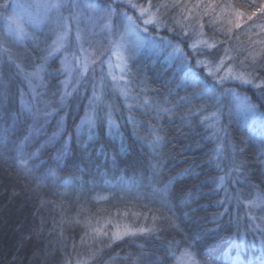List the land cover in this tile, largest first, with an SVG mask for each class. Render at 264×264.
I'll return each instance as SVG.
<instances>
[{
    "label": "trees",
    "instance_id": "trees-1",
    "mask_svg": "<svg viewBox=\"0 0 264 264\" xmlns=\"http://www.w3.org/2000/svg\"><path fill=\"white\" fill-rule=\"evenodd\" d=\"M151 2L174 5L161 9L162 18L182 36L181 42L190 57L188 45L200 37L224 41L218 49L210 51L223 57L224 48L230 49L229 55L236 59L226 64L231 63L235 71L244 70L239 61L247 65L252 56L258 60L264 58V0ZM185 10L195 12L194 22L175 24L172 15ZM182 27L186 36L181 33ZM163 32L170 33L167 27ZM49 41L50 38L42 43L50 46ZM37 50L40 49L28 51L30 55L36 52L35 61L41 64ZM57 68V63L55 68L49 67L45 73L47 88L38 92L37 99L33 100L27 95V85L15 68L9 71L1 64L0 77L10 79V92L7 99L0 102V122L11 125L12 115H19V119L10 136L14 143L0 145L3 153L0 158V264H64L65 258L71 264H77L78 260L87 264H176L186 249L195 254L200 264H231L236 249L229 248L241 232L248 240L242 252V264H247L251 254H260L264 246L261 245L264 210L249 209L243 204L238 207L235 200L228 197L241 189L248 194L244 199H250L257 190H264V155L260 154L264 147V124L256 121L255 135H252L244 123L251 118L239 111L230 99L226 104V99L222 98L220 126L226 129L227 135L221 133V139L227 146L217 167L215 162H209V157L217 147L218 138L212 137V130L201 123L202 116L217 111L216 100L186 86L187 66L140 54L129 64L131 73L135 74L128 76L129 98L108 95L112 100L113 117L120 125L118 133L113 129L109 134L108 127L98 123L95 139L90 141L87 133L80 132L77 141L76 124L81 110H75L73 100L79 98V93L66 101V107H60L59 92H53L62 80ZM197 70L201 78L208 77L204 69ZM260 75L264 77V72ZM214 83L208 77L207 84ZM223 87L250 97L259 105V112L264 113V104L251 91L255 88L252 85L227 82ZM181 97H190V103L180 100ZM145 98L152 105L177 107L171 114L157 118L156 112L144 105ZM22 99L42 110L44 101H50L51 107L46 110L51 112L56 108L58 111L47 121L42 117L33 118L22 111ZM82 99L84 97H80V107L85 104ZM196 108L203 111L188 115L189 109ZM129 115L135 118V130L128 120ZM61 117L65 118L64 132L54 144L46 145L45 142L59 131ZM258 119L262 121L264 116L258 114ZM153 135L163 137L155 151L150 146ZM25 137H30L23 150L25 158L45 146L38 158L29 160L28 166L34 169V175L41 176L49 169L57 172L38 188L34 175L18 164L16 143ZM65 142L66 151L63 150ZM122 142L126 146L124 151H121ZM230 145L244 149L242 154H236V163H245L247 175L238 177L233 172L231 177H226L225 190L217 188L215 180L233 167ZM153 185L157 188L168 185L164 199L171 205V211L162 207L159 195L151 200L135 198L137 186L144 192L151 191ZM153 215L157 217L155 222ZM165 215L172 217L174 223L163 219ZM258 215V220H254ZM216 216L220 219L214 223ZM154 223L158 231L151 235H130L114 241L106 237L94 239L95 233L91 231L92 227H101L111 234L116 228H150ZM216 223L220 224L218 229ZM208 229L213 231L206 233Z\"/></svg>",
    "mask_w": 264,
    "mask_h": 264
},
{
    "label": "snow or ice",
    "instance_id": "snow-or-ice-1",
    "mask_svg": "<svg viewBox=\"0 0 264 264\" xmlns=\"http://www.w3.org/2000/svg\"><path fill=\"white\" fill-rule=\"evenodd\" d=\"M118 2L122 6H126L131 8L132 10L139 13L138 16L129 15L127 11H121L119 13L120 24L113 25L112 18L117 15L116 9L111 5L107 8H99L92 5H85V7H89L93 12H101L103 13V18L107 21L104 28L106 30V38L105 43L100 44L98 47L90 48L91 55L93 59L89 60L84 58L83 60L78 57L74 52H68L65 47L66 37L69 30V20H76L79 22V18L82 14L81 5L76 2V0H72L71 3L68 0H47L46 3L42 5H38V7H43L46 10V15L42 18H37L33 16H29L28 20L25 21L24 18L17 12H13L11 15H4L3 11H0V19L6 24V32L5 35L11 37L14 40L22 41L31 37V33L27 31L25 27L26 23H30L33 25H39L43 23L44 19H47V13L55 11L57 13L56 24L59 29H61L57 35L56 40L49 46L47 49L48 56L53 55L55 52L64 51V68L69 77H72V74L75 73L74 83H72V91L77 92L81 85V81L85 79L87 73L89 72L90 65H97L99 62L100 66V79L91 84V92L92 95L88 98L89 111H86L85 117L82 118L81 124L77 125L76 129V138L77 141L80 139V132L82 128H87L88 139L91 141L95 139L96 136V128L98 123L100 125L107 124L109 129V134H112V130L115 129L118 133L120 125L113 117L112 106L104 103L105 92L109 89V87L114 88L119 91L120 95L124 96L127 100L129 98L130 89L128 88V84L131 83L130 80L126 79V75L134 76V73H131L129 68V61L133 60L139 51L142 49H153L159 50L161 48H170L171 52L169 53V59L175 61L178 65H186L187 72L185 73V83L186 86H190L194 89H198L201 93H205L208 96L212 97L216 100L217 111L212 112L209 116H202L201 123H204L206 127L212 130V137L218 138L217 147L213 150V155L209 157V162H215L216 166L219 167L220 159L223 156L224 152V143L223 139L220 138L221 133L227 135L226 129L220 126L221 121V111L220 108L223 107V99L227 98V96H231L235 101L236 108L243 112L245 116L255 119L256 116L262 115L264 113L259 112V105L253 103L251 98L248 96H241L234 89L224 88L223 85L228 81H239L242 85H252L253 87L260 89L258 98L261 103L264 104V77H261L260 73L264 72V58L257 59L256 56H252L250 62L245 65L244 61H239L241 67L244 68L243 71H235L232 64L228 63L226 65V61H234L236 58L232 55H229L230 49L224 48V56L219 57L217 54L212 53L211 49H218V45H223L224 41H216L209 40L204 38H199L195 40L191 45H189L191 49V57L189 52L184 50V47L177 39L176 42L168 39L167 37H158L153 36L149 32V26L153 28L159 29L167 27L166 22L162 19L161 9H167L174 5L169 4H156L153 5L151 0H148L146 5L134 3L133 0H118ZM18 8H22L23 5H17ZM9 8L7 3L0 4V9L6 11ZM67 9L70 11V16H63L61 10ZM72 9H79L80 11L72 12ZM202 28V26H201ZM168 31H174L172 28H168ZM181 33L183 35H187V32L181 28ZM201 37L203 33L199 34ZM86 37L81 35L79 28L76 31V41L79 45L78 51L85 52L82 46L83 42L86 41ZM105 44L107 46H105ZM0 49L4 51H8V49L3 48V42L0 41ZM108 54L107 66L109 69V75H111V55H115L118 61V66L121 67L122 73L119 78L116 76H111L112 84L109 85L106 82V77L104 74V64L105 60L102 59L105 55ZM203 54L204 58H200ZM209 56H212V59H208ZM247 60L248 57H245ZM11 60V57H10ZM47 60V56L44 57V61ZM15 63V61H13ZM17 71L20 75L23 76L24 81L27 82L30 92L35 95V86L33 84L34 80H42L43 77L41 73L45 71L43 67V62L40 65L35 66L34 71L27 72L19 65L16 64ZM197 69H206L208 73V77H211L215 83L211 86L207 84L208 77L201 78L200 72ZM221 69L224 70V75H220ZM93 73L95 72V67L92 68ZM119 81H124V85L121 86ZM64 85V91L60 93L59 96V105L61 108L66 107V101L69 96L72 95V92L67 90L68 84L70 80H65L61 82ZM222 89V90H221ZM87 90V89H85ZM10 92V79L5 80L0 77V102H3L7 99ZM21 96H23V92H21ZM139 99V97H137ZM180 100L185 103H190V97H181ZM104 105L103 109L100 108V105ZM44 109H40L36 104H28L21 100V108L22 111L27 112L33 118L42 117L45 121L53 115V113L57 112L56 108H52V111L49 112L46 109L51 107L50 101H44ZM144 105H148L153 111L156 112L157 118L161 114H171L175 111L177 105H173L170 108H164L160 105H152L147 98L144 99ZM131 105L129 108L131 109ZM98 109H100L98 111ZM203 111L202 108H196L195 110L189 109L188 115H193L194 112ZM12 120L11 125H6L3 122H0V145H7L9 143H14L11 141L10 136L14 132L15 123L19 119V115H12L10 117ZM129 122L133 124V128L135 130L136 121L132 115L128 116ZM210 121V123H208ZM64 118L61 117L59 121V131L54 133L53 136L46 141V145L54 144L57 138L64 132L63 128ZM155 131V130H154ZM71 139V137H69ZM30 137H25L23 141L16 143L15 151L17 152L18 164L20 167L24 168L28 173L34 175V169L29 168L28 163L29 160L33 158H38L42 149L45 147L42 145L40 148H37L35 152L31 153L27 158H25L24 148L27 145ZM163 141V137L160 135H153L150 146L153 151H155L158 147L161 146ZM232 151L233 158V167L225 174V176H220L216 178L215 183L217 188H225V180L226 177H231L232 173H236L238 177L246 176V165L243 161L236 163V154H242L244 152L243 148H238L235 145H230ZM68 148L67 142L63 145V150L66 151ZM86 150V148H85ZM126 150V146L121 144V151ZM261 155H264V147L261 148ZM3 157V153L0 152V158ZM116 163L115 156H113V164ZM57 172L55 169H49L46 173L41 176H35L34 179L36 181V187H40V185L46 180L49 176L55 177ZM238 182V181H236ZM245 183L248 184V181L245 180ZM255 187L254 185H250ZM128 189L127 191H130ZM168 185H165L163 188H157L154 185L151 188V191L141 192L139 187L136 188V199L143 201L144 199H153L156 196L161 197V205L162 207H167L171 211V205L164 199L167 194ZM245 195L241 189H237L235 193L228 197L229 200L234 199L237 206L245 205L249 209L252 208H261L264 210V190H257L255 195L250 199H244ZM107 199V198H105ZM123 199V198H121ZM147 207V205H144ZM127 215V213H125ZM133 215H136L133 213ZM147 218V217H145ZM163 219L168 221H172V217L163 216ZM157 217L153 215L152 220L155 222ZM220 219L219 216L214 217V223ZM256 219V217H253ZM174 223V221H172ZM91 227L90 222H88ZM220 227L219 223H216V228ZM91 231L95 233V238L97 237H106L108 241H114L118 239H122L124 236H135L138 234H146L151 235L152 233L158 231L155 227V223L150 228L139 227V228H131L125 227L123 230L117 229L114 233H109L104 231L101 227H92ZM213 231L212 229L206 230ZM87 234V233H86ZM83 242V239H82ZM240 242V234L237 233V238L234 243L239 246ZM261 244L264 245V233H262ZM75 247V245H73ZM93 257L95 253L92 254ZM184 257L190 259V264H199L192 252L188 249L183 253ZM64 264H71V261L65 258ZM77 264H87L86 261H77Z\"/></svg>",
    "mask_w": 264,
    "mask_h": 264
},
{
    "label": "rangeland",
    "instance_id": "rangeland-1",
    "mask_svg": "<svg viewBox=\"0 0 264 264\" xmlns=\"http://www.w3.org/2000/svg\"><path fill=\"white\" fill-rule=\"evenodd\" d=\"M46 2H47V0H0V4L7 3L9 5V8L6 11H4L3 9H0V11H3L4 15H11V14H13V12H17L24 18L25 21H27L28 17L30 15L33 17H37V18L44 17L46 15V10L43 7H38V5H42ZM68 2L71 3L72 0H68ZM76 2L81 5L82 14L79 18V22H77L76 20H69L68 21L69 30H68L67 37H66L65 47H66V50L68 52H74L82 60L84 58H87L89 60L93 59V57L91 55L90 48H95V47H98L100 44L105 43L106 30H105L104 26L107 23V21L103 18V13L93 12L89 7H85V5H92V6L99 7V8H107L110 5L112 7H114L116 9L117 15L113 16V18H112L113 25H119L120 24L119 13L121 11H127L129 15H133V16L139 15L138 12L132 10L131 8H128L126 6H122L118 2V0H76ZM133 2L137 3V4H143V5L147 4V2H141L139 0H133ZM17 5H23V7L18 8ZM76 11H80V10L79 9H72V12H76ZM61 12H62L63 16H65V17H68L71 14L70 11L67 9H62ZM47 17L48 18L44 19L43 23H40L39 25H33L30 23H26L25 27L27 28V31L31 33V37L24 39L22 41H17V40L12 39L11 37L6 36L5 35L6 24L3 21V19H0V41L3 42V48L8 49V51H4L3 49H0V73H1V64L2 63L5 64L6 68L9 69V71H10V68L14 67L15 71L18 73L17 68H16V64H19L24 69V71H27V72L34 71L35 66L40 65V64H38L37 61H35V55L37 53L33 52L30 55L28 50L37 49V48L40 49L37 51H40V57L43 61V67H44L45 71L41 73V76L43 77L42 80L37 79V80L33 81V84L35 86V93L38 94V92L47 88V86H46L47 82L45 81V73L47 72L49 67L55 68V64L57 63L58 64V68H57L58 72L57 73H58V75H62L61 82L65 81V80H70V83L68 84L67 90L69 92H72V95L69 96L67 98V100H69V99L72 100L74 98L75 93H77V94L79 93L78 94L79 98L77 96V98L73 100L75 110H81L80 119L76 124V127H77V125L81 124L82 118L85 117L86 111H89V109H88L89 99L88 98L92 95L91 84L100 79L101 71H100L99 62H97V65H95V66L90 65L89 72L87 73L85 79L81 81V85L79 87V90L77 92H73L72 91V83H74V77L76 74L73 73L72 77H69V75L66 73L65 68H64V64L62 63L64 61V51L63 50L58 51V52H55L53 55L48 56L47 49L49 48V45L47 46V45L43 44L44 40H48L50 38L49 42H50V45H52V43L56 40L57 33L61 30L57 27V24H56L57 13L55 11L47 13ZM195 17H196V15H195L194 11H186L185 10V11L179 12L178 14L172 15V20L175 22V24L179 25V24L184 23V22L193 23L195 20ZM162 19L164 20V18H162ZM77 28H79L81 35L87 38L86 41H84L82 44L83 48L87 51H85L83 53L78 51L79 45L76 41ZM164 28H166V27H164ZM164 28L156 29V28H153L152 26H149V32L153 36L167 37L168 39L173 40L174 42H176L177 39H179V42L183 46V44L181 42L182 41L181 35H178L174 31H170V33L164 34V32H163ZM167 28H172V27L167 26ZM199 38L200 37L194 38L189 43V45H191L195 40H197ZM189 45H188V49L190 50V53H191V49H190ZM105 46H107V45L105 44ZM185 49L186 48L184 47V50ZM170 52H171L170 48H161L159 50L142 49L141 51H139L137 53V55L135 57H137L140 54H142V55H153L155 58L160 57L163 59L164 62L171 64L175 61H172L168 58ZM46 56H47V60L44 61V57H46ZM10 57H11V60H10ZM200 57L203 59L204 58L203 54ZM102 59L105 60V64L103 67H104V74L106 77V82L109 85H111L112 84L111 76H116L117 78H119L121 75H124L125 73H122L121 67L118 66V61H117L115 55H111V63L113 65L111 70H110L111 75L108 74L109 73V69L107 66L108 54H106L105 57H103ZM208 59H210V58L208 57ZM13 61H15V63H13ZM130 62H131V60L129 61V64H130ZM93 67H95L94 73L92 71ZM204 71L207 73L206 69H204ZM219 74L224 75V70L221 69ZM21 77H22V81H24L22 75H21ZM126 79H128V75H126ZM52 82H53V80H52ZM228 82H239V81H228ZM24 83L27 85L26 81H24ZM119 83L121 86L124 85V81H119ZM242 86H251V85H242ZM23 89H24L23 92H25V88H23ZM27 89H28V91L26 92L27 95H30L33 100H36L37 95L36 94L33 95L30 92L28 85H27ZM85 89H87V90H85ZM63 91H64V85L62 83H60V87H58V88L56 87L53 90L54 94L59 92V96H60V93H62ZM251 91H254L253 94L255 93L256 96L258 97L260 89L254 88ZM109 94L112 97L116 96V97H120L121 99L124 98V96L120 95L118 90L109 87V89L105 92L104 103L111 105V106H112V100H109L110 99L108 97ZM241 96H245V95H241ZM80 97H84V99H82V100L85 102V104H83L81 107L79 104L80 103L79 102ZM225 99H226V104L228 101L230 102V100L232 103L233 102L235 103V101L233 100V98L231 96H229V98L227 96V98H225ZM101 106L104 107L103 104ZM57 111H58V109H57ZM54 114L55 113H53V115ZM256 121L258 124H264V119L261 121L260 119H258V115L256 116L255 119L251 118L249 120H244L245 125H247V127H249V129H251L252 135H255V129L253 128V126H254V123ZM105 125L107 126L106 123H105ZM64 127H65V118H64V123H63V128ZM81 132L87 133V128L86 127L82 128ZM222 135L223 134H221L220 138H222ZM225 146H227L226 143H225L224 147ZM254 217H256V219H254V220H258V218L260 216L258 215V216H254ZM123 228H125V227L116 228L112 231V233L116 232L117 229L123 230ZM235 240H236V238L234 239V241ZM234 241H233L231 247L229 248V250L234 246L236 249V253L232 256L230 263L231 264H242V259H243L242 258V252L245 249L244 246L246 245V242L248 241L247 237H245V234L243 232H241L240 233L239 246H237L234 243ZM261 248L263 250L262 249L259 250L260 254L258 256L251 254V257H249L247 259V264H264V246H262ZM183 253L181 255H179V257L177 258L176 264H190V259L187 257H184ZM192 254H193L194 258L198 261L195 254L194 253H192ZM199 264H200V262H199Z\"/></svg>",
    "mask_w": 264,
    "mask_h": 264
}]
</instances>
